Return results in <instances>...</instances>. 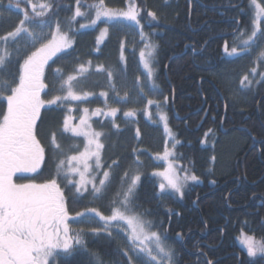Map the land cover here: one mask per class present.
Returning a JSON list of instances; mask_svg holds the SVG:
<instances>
[{"label":"trees","instance_id":"obj_1","mask_svg":"<svg viewBox=\"0 0 264 264\" xmlns=\"http://www.w3.org/2000/svg\"><path fill=\"white\" fill-rule=\"evenodd\" d=\"M129 1L104 0V5L122 10ZM0 2L9 5L14 1ZM47 2L52 7L43 16L35 17L36 22L47 20L54 28L59 25V31L68 34L72 46L48 65L46 79L57 69H68L69 61L76 58L99 59L104 64V57L114 50L110 42L95 54L97 29L81 30V25L92 19L96 10L93 5L100 0H79V4L77 0ZM134 2L143 32L156 45L155 80L168 103L166 111L177 144L176 161L185 175L196 176L198 183L178 196L164 191L157 179L146 175L130 198L129 209L151 222L146 224L164 237L174 251L176 264H264V255L249 256L236 241L243 233L264 242V80L240 102L233 101L222 84V76L226 78L242 69L229 53L233 47L240 51L238 43L250 35L253 17L249 0ZM77 7L83 16H75ZM150 11L156 14V20L148 16ZM18 21L1 24L0 37L13 31ZM11 47L12 57L0 70V79L17 82L20 65L35 48L22 38L12 41ZM134 64L132 61V68ZM116 65L121 64L116 61ZM119 66L117 74H125ZM5 110L6 103L0 99V115ZM175 114L185 120H175ZM60 123L58 110L43 111L37 137L47 152L49 138H62ZM111 131L108 129L110 139L104 155L110 160L115 157L109 156L115 144ZM123 135L125 138L118 140L122 150L116 155L121 165L99 197H79L71 188L65 189L71 213L87 209H106L104 213H109L112 206L119 205L123 175L131 163L130 152L138 144L133 129ZM208 143H215L216 148L211 149ZM256 143L260 153L252 150ZM50 160L48 156L37 181L53 179ZM211 181L217 184L214 189L209 188ZM83 241V247L75 248L70 255L57 254L50 264H129L122 243L109 235L101 233L97 240L83 237Z\"/></svg>","mask_w":264,"mask_h":264},{"label":"rangeland","instance_id":"obj_2","mask_svg":"<svg viewBox=\"0 0 264 264\" xmlns=\"http://www.w3.org/2000/svg\"><path fill=\"white\" fill-rule=\"evenodd\" d=\"M13 1L12 3L9 2V5L0 2V25H3V23L9 24L10 20H19L17 22V25H19V22L24 18L25 12H27L30 17H33V21L26 26L36 34V38L33 39V37H29L26 33H21L18 39H26L32 44L35 48L33 52L40 48L41 45L53 40V34H57V28H54L50 23L47 24V20L36 22L35 17L37 16H35L28 0ZM132 1L131 3L130 0L122 11H128L130 8L135 9V2L134 0ZM40 2L32 1L33 4L37 5L36 11H40L38 6ZM17 3H19V8L16 7ZM256 4L264 8V0H256ZM249 10L252 13L254 22L257 9L251 0H249ZM94 19L95 24H92L91 21ZM253 22L250 27V35L254 27ZM259 23L262 31H264V16L260 17ZM83 25L89 26L81 27L82 31L97 29V33L95 32V54L103 51V47L108 42H110V47L114 50L108 56L104 54V56L106 55L104 57L106 64H103L101 61L99 62V59L86 61L76 58L72 62L69 61L68 69L59 70V72L55 70L52 73V77L46 79L48 65L72 46L68 34L59 31L57 35L66 34V39L70 41V44L57 51L45 64L42 80L46 87L41 90V93L44 94L41 99L48 101L54 96L66 97V99H61L55 104L45 103L41 109L58 110L61 116L60 135L62 138L57 140L55 137L56 144L59 145L58 148L52 143L53 136L51 139L49 138L50 145L48 146V152L43 145L42 147L53 161V178L57 179L61 189L71 188L75 193V184L69 183V181L78 182L80 175L78 172H72L69 169L78 167L81 172H84V164L83 162L77 164L76 161H72L69 164L68 158L84 152L88 145V139L84 135H74L70 129L79 127L85 132L100 133V136L96 138L102 145L98 150L99 160H97L96 156H91L88 159L89 168L84 172L87 183L82 186L79 194H75L79 197L89 196L97 198L103 193L113 174H115V170L121 165V160L116 158V155L122 150L118 140L124 139L125 136L123 134L127 131L129 133L133 129V134L138 144L130 152L131 163L129 162L127 174L124 173L123 175V181H125L121 186L122 197L119 205L112 206L110 208L112 210L109 213H104L106 209L101 210L103 213L97 209L95 211H90L91 209L85 210L82 220L87 229H96L100 233L108 235L111 233L118 242L122 243L128 258L129 256L132 257L133 264H149V258L144 253H140L138 248L133 250L132 243L128 239L131 228L125 221L116 220L106 223L100 216H111L113 209L119 208L121 211L127 209V215L137 216L140 220L144 221L140 216L131 213L129 203L127 206L123 203V194L127 191L129 185L132 184L134 177H139L135 190L141 178L149 175L157 179L161 185H164V191L175 193L178 196H182L187 187L197 184L198 180H192L190 179L191 176L185 175L180 164L176 161L174 150L177 144L175 142L174 128L170 124V118L166 111L168 103L166 99V101L164 100L161 88L155 80L154 58L156 55V45L145 35L140 22L137 24L135 21L127 20L123 17L109 19L108 17L101 16L99 19H96L95 10L92 19ZM105 29L107 30L106 32H104ZM247 39L248 37L243 42L238 43V46L242 48L240 51L237 50L235 54H229L230 58L236 60L234 61L236 66L242 69H238L239 71L234 72V75L226 76V78L222 76V84L226 87L230 97L235 102L242 101L246 95L264 80V55H262L264 53V35L261 32H257V38L245 44L244 41ZM11 43L12 40H9L7 44L3 40H0V54L5 55L6 64L10 61L13 54V49L12 47L10 48ZM141 53H143V56ZM116 61L121 65H116ZM132 61L135 63V68H132L130 65ZM145 63H147L148 67H145ZM117 66L120 67V70H124L125 74H117ZM150 69L151 74L149 72ZM70 76L74 77V79L68 81ZM245 77H247V80H244ZM242 80L244 81L243 84L241 83ZM65 81H68V83H65ZM69 91L80 98L73 99L69 95ZM0 92H3L4 95L9 94L4 91L2 83H0ZM2 100L5 101L7 107V101L5 99ZM113 110L115 111L113 112ZM126 113H131V115H126ZM66 118L69 125V130L67 131L64 127ZM82 119L86 121L85 124H81ZM107 128L113 130L111 131V137L112 132H114L113 139L115 144L112 145V152L109 154V156L115 155L112 160L104 158L105 152L103 150L106 147L105 144H108L107 140L109 138ZM208 146L211 149L216 148L215 143H208ZM91 148L95 150V145L93 144ZM166 150L169 153L167 156H165ZM61 160L64 161V165L59 176H57L56 166ZM105 172L109 173L107 178L104 175ZM169 177L179 178V182L183 185L182 194L177 193L168 185ZM185 177L189 178L185 179ZM101 180L105 181L103 185L100 184ZM94 186L100 188L101 192L95 193ZM97 212L100 215H97ZM91 215L98 217L96 222ZM77 218L75 217V219ZM145 228L149 232L154 231L146 223ZM245 236L248 235L241 233L236 238V241L247 252V248L243 242ZM161 239L163 245L171 249L162 235ZM146 243L153 248V252L156 254L154 242L149 240ZM173 261L176 264L174 255Z\"/></svg>","mask_w":264,"mask_h":264},{"label":"snow or ice","instance_id":"obj_3","mask_svg":"<svg viewBox=\"0 0 264 264\" xmlns=\"http://www.w3.org/2000/svg\"><path fill=\"white\" fill-rule=\"evenodd\" d=\"M251 2L256 5V19L253 22L252 34L244 41L245 44L256 39L257 32L264 35L259 23L260 17L264 16V8L256 4V0H251ZM28 3L37 17L43 16L52 7V4L48 3L47 0H41L38 5L40 11H36L37 5L33 4L32 0H28ZM77 3L79 4V0H77ZM16 7L19 8V3L16 4ZM93 7L96 8V19L101 16L109 19L123 17L139 24V20H137L138 13L134 8H130L128 11L109 9L104 5V0H100V3L93 5ZM83 15L84 13L77 7L75 16ZM148 16L153 20L157 19L154 12H148ZM32 21L33 17L25 12L19 25L13 31L0 37V40H3L5 44L9 40L14 42L21 33H26L29 37L35 39L36 34L26 26ZM91 23L95 24V19ZM88 26L81 25V27ZM106 31L105 29L104 32ZM58 33L59 25L57 26ZM57 34H53V40L41 45L40 48L24 59V62L20 65L18 82H9L7 79L0 81L4 85V91L9 93L4 95L3 92H0V98L7 101L6 110L0 115V264H50V261L55 258L59 251L70 253L74 245L84 246L81 233H77L75 236L69 235L71 229L67 223L69 212L65 194L56 178L39 184H17L13 181L15 173L36 172L44 159V148L38 141L34 131L41 107L45 103L55 104L61 99H66V97L54 96L51 100L44 101L40 96L41 90L46 87L42 80L45 64L62 47H67L70 44V41L66 39V34ZM236 52L237 48L233 47L229 54H235ZM141 55L143 56V53ZM5 64L6 57L0 54V69ZM145 67H148L147 63H145ZM57 72H59V69H57ZM149 72L151 74V69ZM72 79L74 77L70 76L68 81ZM244 80H247V77ZM68 81H65V83H68ZM241 83L243 84L244 81L242 80ZM69 95L73 99L80 98L73 95L71 91H69ZM126 115H131V113H126ZM85 123L86 121L82 119L81 124ZM64 127L66 131L69 130L67 118ZM70 130L74 135H84L88 139V145L84 152L68 158L69 164L72 161H76L77 164L83 162L84 172H86L89 168L88 159L91 156H96L99 160L98 150L102 145L96 138L100 136V133L85 132L79 127ZM52 143L57 148L59 147L56 144L54 135ZM93 144L95 150L91 148ZM168 154L166 150L165 156ZM63 165L64 161L61 160L56 166L57 176H59ZM69 170L78 172L80 175L78 182L69 181V183L75 184L74 195L79 194L82 186L87 183L84 172H81L78 167H72ZM104 175L107 178L109 173L105 172ZM188 178L185 177V179ZM190 179L196 180L197 177L191 176ZM138 180V176L134 177L132 184L124 192L123 203L125 206L128 205L130 198L134 195ZM104 182V180H101L100 184L103 185ZM168 185L177 193L182 194L183 185L179 182V178L169 177ZM163 187L162 184L161 188ZM94 192L100 193L101 189L94 186ZM126 210L121 211L119 208H114L111 216H100V218L106 223L116 220L125 221L131 228L128 239L132 243L133 250L138 248L140 253H144L149 258V264H152V262L154 264H174V251L163 245L161 235L158 232L146 230L145 223L150 225L151 222H144L137 216L127 215ZM90 211H95V209ZM96 214L100 215L98 212ZM76 215L82 216L83 213H77ZM109 234L111 235V233ZM149 240L154 242L156 254H154L153 248L146 243ZM243 242L249 256H255L257 253L264 254V242L256 241L251 236H245ZM129 264H132L131 256H129ZM208 264H212V262L209 261Z\"/></svg>","mask_w":264,"mask_h":264},{"label":"flooded vegetation","instance_id":"obj_4","mask_svg":"<svg viewBox=\"0 0 264 264\" xmlns=\"http://www.w3.org/2000/svg\"><path fill=\"white\" fill-rule=\"evenodd\" d=\"M240 28V27H239ZM242 35H245V33H243ZM40 96L42 97V93L40 94ZM45 109H41L40 112H39V115L37 117V120H36V125H35V128H34V131H35V134H36V137H37V128H38V124L40 122V119L42 117V113ZM38 139V137H37ZM39 141V140H38ZM41 144V143H40ZM42 146V144H41ZM260 145H258L257 143L254 144L252 146V150H256V152L260 153ZM105 152V148L103 150ZM103 158V157H102ZM106 159V156L104 157ZM110 160V158H109ZM47 161H48V154L47 152L44 151V159L41 161L40 163V166L39 168L36 170V172H18V173H15L13 175V181L15 183H20V184H24V183H44V182H41V181H37V177L42 173L43 169L46 167L47 165ZM51 162H53L52 160H50L48 163L51 164ZM53 164V163H52ZM48 181V180H47ZM46 182V181H45ZM64 194H65V200H66V205H67V208H68V212H69V219L67 221L68 225H69V228L71 229L69 235L71 236H75L77 233H81V236H82V240H83V237H91L93 238L94 240L96 239H99V236H100V232L99 230H96V229H87L86 226L83 224V215L82 216H77L76 214L77 213H71L70 211V206H69V199H68V194L65 192V189H62ZM100 196V195H99ZM98 196V197H99ZM253 199V198H252ZM261 205V204H260ZM89 210V209H87ZM112 210V209H110ZM85 210L81 211V212H78V213H84ZM93 220H95L96 222V219H98L97 216H94V215H91ZM73 217H78L77 219H73ZM95 230V231H93ZM105 235H108V234H105ZM110 238L116 240L113 235H109ZM257 240V239H256ZM258 241H261L263 242L262 240H258ZM83 244L85 245V241H83ZM239 246V245H238ZM79 246L77 245H74L73 247V250L70 252V253H64L62 251H59L57 254H63V255H70L72 252H74L75 248H77ZM239 248L244 251L245 253H247L245 250H243L240 246ZM212 249V248H211ZM56 254V255H57ZM239 255V253H237ZM262 255L264 254H258L257 256L258 257H261ZM239 258V257H238Z\"/></svg>","mask_w":264,"mask_h":264},{"label":"water","instance_id":"obj_5","mask_svg":"<svg viewBox=\"0 0 264 264\" xmlns=\"http://www.w3.org/2000/svg\"><path fill=\"white\" fill-rule=\"evenodd\" d=\"M189 1H190V0H189ZM174 118H175V120H178V121H184V120H185V118H179V117L177 116V114L174 115ZM204 146H205V141H202V142H201V147H202V149H204ZM216 186H217V184H216L215 182H213V181L209 182V188H210V189H214ZM194 205H195V204H194ZM178 239H180V238L178 237Z\"/></svg>","mask_w":264,"mask_h":264}]
</instances>
